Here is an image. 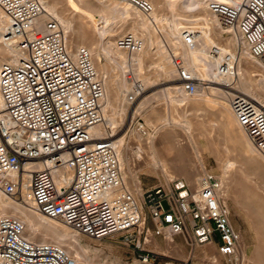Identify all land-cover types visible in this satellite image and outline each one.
I'll use <instances>...</instances> for the list:
<instances>
[{"label": "built area", "instance_id": "obj_1", "mask_svg": "<svg viewBox=\"0 0 264 264\" xmlns=\"http://www.w3.org/2000/svg\"><path fill=\"white\" fill-rule=\"evenodd\" d=\"M118 1L142 15L154 13L148 0ZM206 9L264 64V0H207ZM0 10L7 21L4 43L16 54L0 65V192L19 202L26 194L37 213L78 234L117 238L143 263L156 260L147 246L157 237L182 239L190 258L195 249L213 245L221 256L240 262L241 234L231 222L221 178L205 172L194 185L172 177L133 189L119 143L123 138L126 146L133 134L145 131L138 114L129 124L107 129L105 77L86 46L70 45L63 25L40 0H0ZM115 41L129 53L143 49L142 39L131 32ZM175 69L179 90L197 94L199 81L182 58L175 59ZM142 94L135 85L127 94L129 105ZM230 107L264 158V107L241 92L231 96ZM98 126L104 131L95 135ZM0 264L78 263L64 246L29 238L25 223L5 214L0 215Z\"/></svg>", "mask_w": 264, "mask_h": 264}, {"label": "rangeland", "instance_id": "obj_2", "mask_svg": "<svg viewBox=\"0 0 264 264\" xmlns=\"http://www.w3.org/2000/svg\"><path fill=\"white\" fill-rule=\"evenodd\" d=\"M148 1L154 8L151 17L142 15L137 9L131 8L141 18L143 17L145 24L154 36V40L156 42L160 41L168 47L174 45L175 36L178 35L187 39L192 48L197 47L199 44L198 35L207 32L205 21L217 20L206 9L207 0H202L201 3L203 4L199 7L194 6L191 0ZM50 2L58 5L60 11L64 12L65 19L72 20L75 28L83 27L87 32L94 33L93 24L79 14L78 9H82L89 11L95 17L104 14L111 19H117L119 25L117 26L116 35L131 32L142 40L147 35L141 28L139 15L122 19L119 14L113 11L115 2L122 3L118 0H75V6H71L68 0H51ZM121 5L124 6L123 3ZM0 12L2 11L0 10ZM172 22L176 27L174 32L170 28ZM209 23L212 29L210 33L211 41L220 49L222 56L226 53L229 55L232 76L229 85L231 84L230 87L235 89L230 93L232 95L236 92L244 93L264 107V64L260 60L252 58L244 46L235 45L232 33L224 32L220 27L213 26L214 24L211 22ZM6 28L7 25L4 28L0 19V65L11 57L1 54V50L6 48L4 43ZM186 31H193L195 35L187 37ZM233 34L236 37V34ZM93 35H95L96 44H98V35ZM116 37L111 38L114 43H116ZM71 38L70 34L68 39L70 45ZM71 46L79 47L76 45ZM155 52L156 50L148 54L143 66V76L150 78L155 83L154 88L149 89L148 95L170 89L171 102L181 101L180 103H171L170 101L161 100L155 105L156 107L150 106L139 115L135 113L136 107L147 95L139 100L137 106L127 105V108L125 99L121 102L122 106H117L115 100L118 99V95L115 83L124 78L121 73L122 68L106 62L104 57L102 63H104L105 68H98L93 60L105 80L107 72L111 76L109 85L115 111L107 110V115L112 117L118 126L120 123L129 124L132 115L136 114L139 117V122L144 123L146 128L147 134L144 135L145 137H141L140 132H137L126 141V146H124V143L121 145L125 155L130 158L128 166L127 162L123 164L124 174L133 189H141V187L146 189L164 183L172 177H184L194 185L199 182L201 175L204 173L201 167L202 162L206 168L205 172L216 174L224 183V194L231 212V222L241 234V261H231L221 256L213 245L195 249L194 257L190 258L191 250L182 239L164 240L157 237L147 246L155 253L156 260L143 263L131 248L124 245L117 238L98 240L81 234L75 235L72 230L60 224L59 228L76 236L75 240H58L48 235L43 237L40 234L32 239L59 242L73 257L81 256L80 264H264V158L256 153L255 149H252L253 145H250V141L239 127L230 103L214 97L209 91H206L208 97L204 101L200 102L199 97L187 101L183 100L185 96L180 94L178 90L177 75L171 77L166 70L162 71L159 66L166 67L167 62L156 55ZM240 53H243L241 55L242 59L239 56ZM182 56L183 48L178 47L177 57ZM238 62H240L241 67L239 81L235 71ZM199 84L201 86L200 82ZM242 84L248 88V92ZM128 86L129 90L126 95L131 92L132 84L129 83ZM177 104L184 105L177 106ZM153 111H155V114H151ZM168 115L178 125H189L191 134L187 135L179 127L167 126L166 119ZM147 117L151 118L149 123L146 122ZM147 136L157 142L159 155L163 156L166 162L164 164L165 173L160 169L158 171L154 170L155 168L153 169L154 161L151 155L152 151L146 142ZM138 137H141V139H138ZM136 148H139L142 152V156L137 159L132 155V149ZM197 151L201 153L200 158L196 156ZM178 153L180 157L175 155ZM229 164L233 166L224 176L222 170ZM129 167L132 169L131 172L128 170ZM131 175L133 176L131 177ZM3 198L5 197L3 196ZM11 202L21 205L13 200ZM27 202L30 203L28 197ZM164 206H166V203H164ZM7 213L8 215H15L14 212ZM17 214L15 216L25 219L20 213ZM26 227L27 232H29L28 226Z\"/></svg>", "mask_w": 264, "mask_h": 264}, {"label": "bare ground", "instance_id": "obj_3", "mask_svg": "<svg viewBox=\"0 0 264 264\" xmlns=\"http://www.w3.org/2000/svg\"><path fill=\"white\" fill-rule=\"evenodd\" d=\"M51 0H40V2L45 6L48 13L53 15L64 27L66 32L68 33V36L70 37V34L72 36L71 38V45L76 46H86L91 54L92 58L95 61V64L98 66V68H105L104 63H102L103 57L106 58V62H109L111 65H117L118 67L122 68L121 73L123 79L118 80L117 83H115L116 91L118 95V99L115 100L117 106H122L121 102L125 99V105L128 108L127 105L129 103L127 102V95L126 93L129 90V83L132 84L131 91L134 89L135 85H140L143 91V94L139 96L137 102L134 106H137L139 100L147 95L142 102L138 104L136 107L135 113L136 114H142L148 107L155 106L157 103L161 100L170 101L171 102V94L170 89H165L156 93H153L151 95H148L150 92V88H154L155 83L152 82L150 78H147L143 76V66L145 58L148 56V54L154 50H156L155 54L159 57H162L166 62V67L159 66L162 71H167L169 76L175 77L176 69H175V59L177 57V48L182 47L183 48V56L182 58L184 65L187 69L190 70V72L198 79V81L201 83L199 92L195 94L194 96H189L185 94L184 92L180 91V94H184L185 101L190 99H195L196 97H199L200 102L204 101L206 97H208V93L206 91H209V93L213 94L214 97L227 101L230 103V98L232 94L231 91L235 90L232 89L229 85L231 81V72H230V60L229 55L226 53V55L222 56L220 53V49L213 44V42L210 39V33H211V25L209 22L213 23V26L220 27L224 32L231 33L232 31H228L223 29L217 20L213 21H205L207 32L201 33L198 35V46L195 48L191 47V44L187 41V39L181 37V36H175L176 40L174 42V45L172 47H168L167 45H163L162 42H156L154 40V36L151 34L150 28L145 24L143 17L141 16L131 7L124 4L122 6V3L115 2V5L113 7V11L119 14V16L123 18H128L133 15L138 16V18L141 20V28L146 32L147 35L143 38V49L139 51L138 53H129L125 50H122L116 46V43H114L111 38L116 37L120 35L119 33L116 35L117 32V26L119 23L115 20V18H109L104 14H101L99 17H95L92 13H90L87 10H79V14H81L84 18L88 19L94 27V33L87 32L83 27L75 28L72 20H66L64 12L60 11L58 5L56 3H51ZM101 1V0H100ZM202 0H191V2L198 7L201 6L203 3H201ZM69 4L71 6H75V0H68ZM102 4V3H101ZM153 15V14H152ZM151 15V16H152ZM149 17V16H148ZM0 19L4 25V28L7 25V21L3 15L2 12H0ZM161 22V21H160ZM171 24V23H170ZM152 26V25H151ZM171 30L174 32L176 31L175 24L172 22L171 24ZM215 30V29H214ZM6 33V32H5ZM98 35V44H96L95 35ZM233 42L237 46L241 45L239 38L235 37L233 34ZM5 39V38H4ZM69 39V38H68ZM171 44V43H170ZM6 45V44H5ZM172 45V44H171ZM4 50H1V54L11 56L8 60L10 61L15 59V52L11 48H9L7 45L5 46ZM237 48V47H236ZM123 51V52H122ZM125 52V53H124ZM232 54V53H231ZM245 54V53H244ZM241 55L243 53L239 54L240 58L242 59ZM253 58V57H252ZM107 64V63H106ZM236 76L238 81L241 78V67L240 62L236 65ZM111 81L110 73L107 72V78L105 80V89H106V96H105V126L107 129H113L117 127V123L112 117H109L107 115V110L115 111V107L113 105V98L110 91V85L109 83ZM264 81V80H263ZM242 82V81H241ZM206 84V85H203ZM233 84V83H232ZM241 84V83H240ZM244 84H242L243 86ZM153 86V87H152ZM244 88L248 92V88L244 85ZM251 88V87H250ZM217 99V100H218ZM181 101V100H180ZM180 101H172L175 103H180ZM171 102V103H172ZM165 103V102H164ZM209 103V102H208ZM120 104V105H119ZM161 104V103H160ZM162 105V104H161ZM165 105V104H164ZM183 106L184 104H177V106ZM156 107V106H155ZM170 107V104H169ZM2 108V101L0 98V109ZM120 108V107H119ZM170 110V109H169ZM229 113V112H228ZM135 114V115H136ZM151 114H155V111H153ZM150 117V115H149ZM146 118V122L149 123L151 121V118ZM166 125L170 127H179L183 129L187 135L191 134V128L189 125H178L175 123L171 116L168 115L166 119ZM145 127V126H144ZM240 127V126H239ZM241 128V127H240ZM242 129V128H241ZM104 131L103 126H98L94 129L95 135H100ZM244 132V130L242 129ZM141 137L147 134L146 128L145 131H140ZM245 134V132H244ZM246 135V134H245ZM141 137H138V139ZM145 137V136H144ZM247 137V136H246ZM248 138V137H247ZM191 140V139H190ZM249 140V138H248ZM250 141V140H249ZM146 142L149 148L152 151V158L154 161L153 169L158 171L160 169L163 173L164 171V164L166 163L164 160V157L159 155L157 142L149 138V136L146 137ZM124 143V139L122 138L120 140V145ZM191 143V142H190ZM251 143V141H250ZM250 145H253L252 143ZM125 146V143H124ZM252 149L254 148V145L252 146ZM127 151V150H126ZM256 151V150H254ZM257 153V152H256ZM119 155L121 160L122 168L124 169V163L129 162V156L125 155L124 149L122 146L119 148ZM132 155L134 158H139L142 156V152L139 148L132 149ZM177 157L178 154H175ZM196 156L200 158L201 153L199 151L196 152ZM201 161V160H199ZM232 164H229L226 168H224L222 171L224 173V176H226L227 171L232 168ZM201 167L205 173V165L201 162ZM131 172V167L128 169ZM133 175H131L132 177ZM139 189V188H137ZM140 190V189H139ZM0 192V214H8L7 212H14L15 215L20 213L25 217V219L22 217V221L25 223L26 226H28V237L33 238L34 236H37L38 234L44 236H51L55 239H73L75 240L76 236L79 235L78 233L74 232L71 228L63 224L62 222L54 219L47 218L39 213H37L30 203L27 202V196L24 194V201L19 202L18 200H14L12 198H8L4 196ZM19 202L21 205L14 204L11 202V200ZM24 205V206H23ZM33 209V210H32ZM13 214V213H12ZM17 214V215H18ZM38 214V215H37ZM14 215V216H15ZM47 219V220H46ZM50 220V221H48ZM62 223V224H61ZM60 225H65L66 228L72 230L75 235H72L69 231L59 228ZM27 228V227H26ZM173 240V239H171ZM56 243L60 244L56 241ZM75 261L80 264L81 262V256L77 255V257H74Z\"/></svg>", "mask_w": 264, "mask_h": 264}, {"label": "crops", "instance_id": "obj_4", "mask_svg": "<svg viewBox=\"0 0 264 264\" xmlns=\"http://www.w3.org/2000/svg\"><path fill=\"white\" fill-rule=\"evenodd\" d=\"M206 169V168H205Z\"/></svg>", "mask_w": 264, "mask_h": 264}]
</instances>
